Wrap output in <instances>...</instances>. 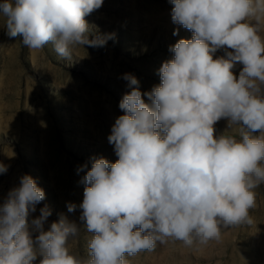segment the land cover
Wrapping results in <instances>:
<instances>
[{
    "label": "clouds",
    "instance_id": "1",
    "mask_svg": "<svg viewBox=\"0 0 264 264\" xmlns=\"http://www.w3.org/2000/svg\"><path fill=\"white\" fill-rule=\"evenodd\" d=\"M103 3L3 0L0 18L29 52L51 43L59 58L71 60L77 46L104 47L115 38H89L84 18ZM170 3L173 23L192 38L169 46L173 58L162 64L161 83L151 91L142 93L135 76L123 75L130 92L108 137L118 160L93 158L80 181L82 203L67 204L69 212L82 209L80 220L92 234L88 256L70 253L68 242L80 228L66 217L45 231L51 215L45 206L29 221L45 192L25 174L0 204V264H34L38 257L39 264H129L126 256L158 243L202 251L222 239V229L253 224L255 190L264 184V0ZM220 49L225 55L214 59ZM221 119L239 127L240 140L216 135ZM7 171L0 164V174Z\"/></svg>",
    "mask_w": 264,
    "mask_h": 264
},
{
    "label": "rangeland",
    "instance_id": "2",
    "mask_svg": "<svg viewBox=\"0 0 264 264\" xmlns=\"http://www.w3.org/2000/svg\"><path fill=\"white\" fill-rule=\"evenodd\" d=\"M172 8L170 0H104L84 18L89 38L108 33L115 38L104 47L77 46L71 60L59 58L51 43L29 52L22 36L7 35L0 18V164L8 166L7 173L0 174V204L19 186L20 177L30 175L45 199L29 221L47 206L51 215L45 231L61 216L76 223L79 235L67 245L71 254L87 257L92 234L80 220L82 209L69 212L67 204L82 203L85 186L80 181L93 158L118 160L108 137L116 118L124 114L119 102L130 92L123 75L135 76L142 93L151 91L161 83L158 70L173 58L169 46L192 38L190 30L173 23ZM176 29L179 33L173 35ZM224 55L220 49L214 59ZM240 70L239 64L232 70L237 78ZM142 99L150 103L147 96ZM214 127L217 136L241 139L239 127L229 128L227 119ZM85 164L87 168L78 172ZM255 191L250 226L222 229V239L202 251L181 242L158 243L153 251L126 259L129 264H264V184Z\"/></svg>",
    "mask_w": 264,
    "mask_h": 264
}]
</instances>
